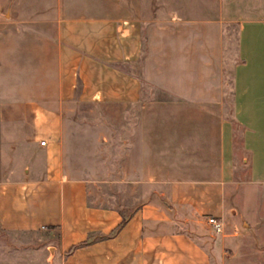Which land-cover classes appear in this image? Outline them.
<instances>
[{
    "label": "crops",
    "instance_id": "obj_1",
    "mask_svg": "<svg viewBox=\"0 0 264 264\" xmlns=\"http://www.w3.org/2000/svg\"><path fill=\"white\" fill-rule=\"evenodd\" d=\"M0 233V264H264V0H0Z\"/></svg>",
    "mask_w": 264,
    "mask_h": 264
},
{
    "label": "rangeland",
    "instance_id": "obj_2",
    "mask_svg": "<svg viewBox=\"0 0 264 264\" xmlns=\"http://www.w3.org/2000/svg\"><path fill=\"white\" fill-rule=\"evenodd\" d=\"M84 111H87V114H89L87 115L88 118H78V121L80 123L76 126H73V133L82 135H84V133H87L90 134V136H100L113 131L114 127L112 124H106V122L98 117V109L89 107L86 110L84 109ZM85 122H88V124ZM90 136H67L68 138H72L73 141L66 142V149H64L66 155L65 159L67 161L72 160L76 163L83 164L86 156L88 157L90 155V151L88 150V148L91 149L90 140H87L88 144H86V141H84V139L87 137L90 138ZM76 138H78L79 140H76ZM86 145L88 147L87 150L85 148ZM117 146L118 137L108 136V140L102 141L97 144L96 149L99 150L98 154L101 156L103 153L107 154L108 152H114V150H117ZM88 158H90V156ZM31 174H34L32 170L30 171V175ZM9 241L10 240L9 238H7V235L0 233V244H5Z\"/></svg>",
    "mask_w": 264,
    "mask_h": 264
},
{
    "label": "built area",
    "instance_id": "obj_3",
    "mask_svg": "<svg viewBox=\"0 0 264 264\" xmlns=\"http://www.w3.org/2000/svg\"><path fill=\"white\" fill-rule=\"evenodd\" d=\"M40 143L41 144H44V141H41ZM207 223L209 225H211L216 232H221L222 231L223 224L217 218H215V217H208L207 218Z\"/></svg>",
    "mask_w": 264,
    "mask_h": 264
}]
</instances>
